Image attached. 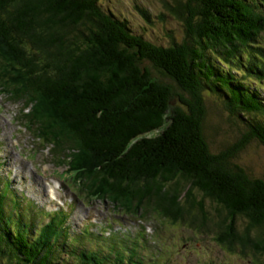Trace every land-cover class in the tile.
I'll return each instance as SVG.
<instances>
[{
  "label": "trees",
  "instance_id": "trees-1",
  "mask_svg": "<svg viewBox=\"0 0 264 264\" xmlns=\"http://www.w3.org/2000/svg\"><path fill=\"white\" fill-rule=\"evenodd\" d=\"M159 2L161 15L182 24L181 41L154 43L97 0H0V78L16 90L3 73L15 43L28 41L34 51L21 55L25 73L15 70L12 83L27 74L22 82L33 98L57 90L56 114L45 108L36 123L58 127L56 117L61 132L68 125L77 135L88 160H76L75 169L95 178L97 196L130 208L154 204L146 214L264 264V175L236 162L243 142L264 146V0ZM240 71L258 78L255 87L227 84ZM201 91L227 107L225 125L246 127L245 141L216 147ZM24 200L0 177V264H147L145 253L152 255L144 228L77 231L68 211L42 222L34 200Z\"/></svg>",
  "mask_w": 264,
  "mask_h": 264
},
{
  "label": "rangeland",
  "instance_id": "rangeland-1",
  "mask_svg": "<svg viewBox=\"0 0 264 264\" xmlns=\"http://www.w3.org/2000/svg\"><path fill=\"white\" fill-rule=\"evenodd\" d=\"M97 1L127 18L135 32L145 31L154 43L168 45L172 41L179 42L185 32L182 24L177 23L172 16L160 14L162 10L164 11V6L159 0ZM145 12H148V16L145 15ZM15 44L18 49L11 52L12 56L9 57L10 61L8 62L10 64L9 71L8 74L3 73V76L16 90L9 91L7 85L4 86L3 80L0 78V106H2L0 108V139L3 145L2 155L7 161L5 165L0 166V174L8 173L11 181L15 177L19 179L22 175L24 176V185H20L16 189L25 190L31 197L30 199L34 200L36 218L45 222L47 218L42 220L40 217L49 210L58 209L54 207L59 205V210L66 208L72 211L71 214L68 213V216L72 227L77 231L81 228L85 229L89 224L92 225V230L95 228L96 232L104 231L105 234H109L110 228L113 229V233L122 230L132 234H137L140 229L144 228L152 240L149 242L150 247L147 248V252L152 255L147 260L145 253V260H143L147 264H250L247 259L245 263L242 257L223 251L207 234L196 235L169 218H162L152 212L146 214L145 210L156 209L154 204L145 205L142 203V207L133 206L130 208L110 198L104 199L102 196H97L94 193L97 190V184L91 181L95 178H89L79 168L75 169L76 160L81 161L86 157L79 155L83 151V147L80 140L75 139L77 135L70 130L68 125L65 127L68 133L61 132L62 125L56 117L54 122L60 129L51 126L52 122H47L45 125L42 122L39 125L36 123V114L42 113L41 111L45 108H48L53 116L54 113L56 114L54 112L58 107L56 104L60 103V101H56L58 100L57 90L55 89L56 93L48 91V95L52 96L50 98L40 91L33 98L22 82V78L25 83L27 82V74H22L17 83H12V78L15 80L17 75L15 70L25 73L23 71L24 59L21 58V55L34 51L28 41L24 40V42ZM254 73L261 74L262 68L256 69ZM230 79L233 80H229L227 84L234 87L243 85V87L250 88L255 87L258 83L257 77H245L241 71ZM212 88L217 90L218 87L215 88L212 85ZM19 90L30 96L27 102L26 96H23L22 100ZM214 97L213 91L200 92V98L206 99L205 121L208 123L206 133L213 135L216 147H222L226 143L233 146L239 140L245 141L246 127L243 124H239V126L233 123L225 125L226 117L229 118L227 107L220 103V98L216 96V100ZM252 114L256 119L258 118L257 112ZM220 125L223 127H219ZM11 133H15L14 138L11 137ZM243 143L245 147L240 150V158L236 162L241 161L240 163H243L244 166L264 175V146L256 139H251L247 142L248 144ZM51 147H53L52 150H50ZM10 160H16L17 165L9 163ZM87 160L88 157L83 161ZM16 170L19 171L16 172ZM82 176L84 177L82 178ZM32 185L36 189L33 193L28 189ZM105 194L103 193V195ZM23 196L25 197V195ZM137 208H139L138 211H136ZM68 210H64V212ZM61 211L63 212V210ZM213 212L215 213V210ZM108 223L112 224L111 227L103 228L105 225L108 227Z\"/></svg>",
  "mask_w": 264,
  "mask_h": 264
},
{
  "label": "bare ground",
  "instance_id": "bare-ground-1",
  "mask_svg": "<svg viewBox=\"0 0 264 264\" xmlns=\"http://www.w3.org/2000/svg\"><path fill=\"white\" fill-rule=\"evenodd\" d=\"M41 197V196H40ZM79 230H81V229H79Z\"/></svg>",
  "mask_w": 264,
  "mask_h": 264
}]
</instances>
